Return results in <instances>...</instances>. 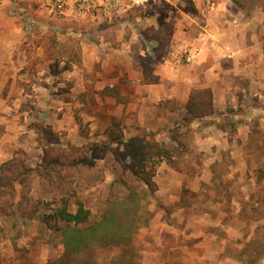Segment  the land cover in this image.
I'll return each instance as SVG.
<instances>
[{
  "label": "rangeland",
  "instance_id": "obj_1",
  "mask_svg": "<svg viewBox=\"0 0 264 264\" xmlns=\"http://www.w3.org/2000/svg\"><path fill=\"white\" fill-rule=\"evenodd\" d=\"M190 44L203 49L194 63ZM202 89L214 112L189 122L184 106ZM38 125L62 145L109 138L120 150L116 140L152 133L188 148L179 170L158 165L157 191L141 203L130 242L137 264H264V0H66L62 10L51 0H0V164L17 152L37 162ZM66 179L93 222L111 194L137 187L112 154ZM22 194L8 188L0 206L28 212ZM55 194L37 183L26 193ZM11 222L0 264L60 257L51 232ZM114 248L94 257L105 264Z\"/></svg>",
  "mask_w": 264,
  "mask_h": 264
},
{
  "label": "trees",
  "instance_id": "obj_2",
  "mask_svg": "<svg viewBox=\"0 0 264 264\" xmlns=\"http://www.w3.org/2000/svg\"><path fill=\"white\" fill-rule=\"evenodd\" d=\"M111 89L106 88L105 91L119 99L117 91L111 93L115 88ZM184 111L189 122L211 116L214 112L211 91L193 90ZM36 134L40 145L36 163L29 165L22 152H17L0 164V180L2 176L11 175V179L0 181V199L8 188L13 190L18 186L23 192L21 200L31 208L28 212L24 213L23 209L22 214H17L16 210L6 212V207L1 205L0 211L8 224L0 227V234H5L11 219V223L18 222L20 225L35 221L40 230L51 232L52 239L60 242L62 248L58 259L45 264H102L94 257V252L104 245L118 249L117 254L105 264H137L130 242L132 234L136 233L135 223L141 203L146 196L151 197L157 191L154 178L158 165L165 163L179 170L180 164L190 153L188 148L173 139L169 144L158 141L152 133L116 140L115 143L121 145L120 150L112 149L109 138L81 146L62 145L49 126L38 125ZM80 134L87 137L85 130H80ZM107 154L113 155L122 172L137 187L129 186L123 192L111 194L108 208L93 222L90 209L78 196L72 182L66 179V173L87 168ZM36 183L51 190L56 189L57 194L50 199L27 196L26 193ZM126 183L121 181L123 186ZM20 205L21 202L17 209ZM13 247L15 249L16 245ZM260 260L264 258H257L258 262ZM25 264L31 262L26 261Z\"/></svg>",
  "mask_w": 264,
  "mask_h": 264
},
{
  "label": "built area",
  "instance_id": "obj_3",
  "mask_svg": "<svg viewBox=\"0 0 264 264\" xmlns=\"http://www.w3.org/2000/svg\"><path fill=\"white\" fill-rule=\"evenodd\" d=\"M100 2H107L108 0H99ZM113 5L118 2V0H109ZM55 4L57 10H62L65 6L66 0H51ZM92 0H79V6H90Z\"/></svg>",
  "mask_w": 264,
  "mask_h": 264
},
{
  "label": "crops",
  "instance_id": "obj_4",
  "mask_svg": "<svg viewBox=\"0 0 264 264\" xmlns=\"http://www.w3.org/2000/svg\"><path fill=\"white\" fill-rule=\"evenodd\" d=\"M191 45V44H190ZM185 47V46H184ZM188 47V53L189 55L192 57V63L195 62V59H197L198 57H200V54L203 52V49H200V48H196V46L194 47L193 45H191L190 47Z\"/></svg>",
  "mask_w": 264,
  "mask_h": 264
}]
</instances>
